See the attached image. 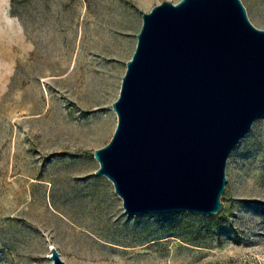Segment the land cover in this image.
<instances>
[{"label": "rangeland", "instance_id": "374dc122", "mask_svg": "<svg viewBox=\"0 0 264 264\" xmlns=\"http://www.w3.org/2000/svg\"><path fill=\"white\" fill-rule=\"evenodd\" d=\"M163 0H0V264H264V113L223 207L126 212L97 173L143 12ZM177 2L179 0H172ZM264 28V0H242Z\"/></svg>", "mask_w": 264, "mask_h": 264}, {"label": "water", "instance_id": "95a60500", "mask_svg": "<svg viewBox=\"0 0 264 264\" xmlns=\"http://www.w3.org/2000/svg\"><path fill=\"white\" fill-rule=\"evenodd\" d=\"M142 15L96 172L130 214L217 213L230 154L264 113V28L242 0H163Z\"/></svg>", "mask_w": 264, "mask_h": 264}]
</instances>
